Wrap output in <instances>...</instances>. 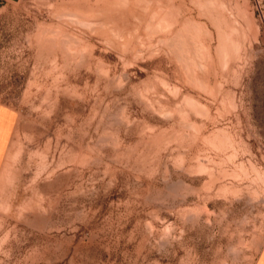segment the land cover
<instances>
[{"label":"rangeland","instance_id":"obj_1","mask_svg":"<svg viewBox=\"0 0 264 264\" xmlns=\"http://www.w3.org/2000/svg\"><path fill=\"white\" fill-rule=\"evenodd\" d=\"M0 264H264V0H0Z\"/></svg>","mask_w":264,"mask_h":264},{"label":"bare ground","instance_id":"obj_2","mask_svg":"<svg viewBox=\"0 0 264 264\" xmlns=\"http://www.w3.org/2000/svg\"><path fill=\"white\" fill-rule=\"evenodd\" d=\"M208 1V0H207ZM137 2V1H136ZM202 5V4H201ZM202 7V6H201Z\"/></svg>","mask_w":264,"mask_h":264}]
</instances>
